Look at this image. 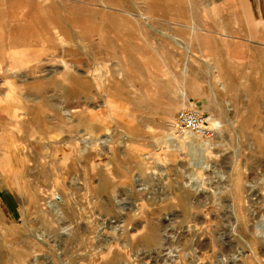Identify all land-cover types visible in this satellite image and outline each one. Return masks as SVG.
<instances>
[{"label": "rangeland", "instance_id": "374dc122", "mask_svg": "<svg viewBox=\"0 0 264 264\" xmlns=\"http://www.w3.org/2000/svg\"><path fill=\"white\" fill-rule=\"evenodd\" d=\"M128 3L113 19L111 0H0V264H234L237 245V264H264L241 224L248 187L264 205V18L204 55ZM184 107L211 131L180 147ZM232 205L243 238L227 247ZM196 235L216 243L193 253Z\"/></svg>", "mask_w": 264, "mask_h": 264}, {"label": "crops", "instance_id": "0c3cea01", "mask_svg": "<svg viewBox=\"0 0 264 264\" xmlns=\"http://www.w3.org/2000/svg\"><path fill=\"white\" fill-rule=\"evenodd\" d=\"M111 1L112 16L113 18H118L121 16V13L125 10L120 9V3L127 2V5H129L130 3L128 2H131L133 0ZM141 1L148 3V7H146L147 13H153L152 16L166 19V27L171 33L181 35L184 40L191 44V48H198L203 54L204 51H207L208 54H211L212 50H215L214 47L223 48L221 44H223L224 42L222 41V38L225 37V35L227 36L232 35L233 33L240 32L261 33L263 29L261 26L259 28L257 27L258 24H256L255 19L264 18V0ZM116 2H119V4H117ZM157 8H159V10ZM160 47L161 46L155 47V49ZM172 48L177 47L173 45ZM187 49H190L188 45ZM218 63L224 64L223 62ZM113 83L116 82L113 81ZM113 83L111 87L112 90L110 96L115 102L114 106L118 108L120 107V92L118 87ZM158 89L161 90V88H158L153 83V89L151 90L156 92ZM63 92L65 94V97H69V99H71L73 93L75 92V89L70 88V90L68 91L67 88L64 87Z\"/></svg>", "mask_w": 264, "mask_h": 264}, {"label": "bare ground", "instance_id": "6f19581e", "mask_svg": "<svg viewBox=\"0 0 264 264\" xmlns=\"http://www.w3.org/2000/svg\"><path fill=\"white\" fill-rule=\"evenodd\" d=\"M117 4H119V2H116ZM152 7V6H151ZM129 10V9H128ZM143 10V9H142ZM78 11V10H77ZM128 12V11H127ZM54 13V12H53ZM133 13V12H132ZM134 14V13H133ZM107 15L108 16H110L111 18L113 17L112 16V12H107ZM55 16V15H54ZM53 16V18H55ZM98 16H100V14H98ZM142 16V15H141ZM183 17V16H182ZM97 18V17H96ZM119 18V17H118ZM114 19V18H113ZM135 19V18H134ZM101 20V19H100ZM102 20H104V19H102ZM136 20V19H135ZM106 22V21H105ZM95 23V22H94ZM97 23V22H96ZM104 23V22H103ZM102 23V24H103ZM93 24V23H92ZM105 25V24H104ZM109 25V24H108ZM137 25V24H136ZM138 26V25H137ZM112 27H115V22H114V20H113V22H112ZM195 27V26H194ZM192 28V27H191ZM68 31V30H67ZM195 31V30H194ZM69 32V31H68ZM207 34V33H206ZM195 36V35H194ZM77 43H79V42H77ZM198 44V43H197ZM6 58V57H5ZM61 63H62V65H63V68L64 69H66L65 71H63V72H61L60 73V76H62L63 77V80L65 81V80H68V82L70 83V84H73V80H70V79H72L71 77H69V75L67 74L68 73V68L70 67V63L68 62V61H66V60H62L61 61ZM73 65V64H72ZM5 66H8V64L7 65H5ZM76 67V66H75ZM7 68H9V67H6V69ZM22 69V68H21ZM72 69V68H71ZM118 72H119V74L120 73H122L121 72V70L120 69H118ZM70 74V73H69ZM71 75V74H70ZM61 79V78H60ZM22 80V79H21ZM55 82L54 80H51V78L49 79V82ZM58 81H59V79H58ZM72 81V82H71ZM79 82V81H78ZM57 83V82H56ZM45 90V89H44ZM50 90V89H49ZM20 93V92H19ZM49 93V92H48ZM28 94V93H27ZM26 95V94H25ZM55 95V94H54ZM83 97V96H82ZM52 98V97H51ZM82 99V98H81ZM30 100V99H29ZM47 100V99H46ZM48 103V102H47ZM75 104V103H74ZM73 104V105H74ZM76 104H77V102H76ZM79 104V103H78ZM81 104V103H80ZM61 105V104H60ZM64 105V104H63ZM63 105H61V108H62V112L61 113H64L66 116H68V119H69V117H72V114H71V112H72V110H74L75 108H77V107H79L78 105H74L73 106V108L71 107H69V106H63ZM81 106V105H80ZM35 109V108H34ZM64 116V115H63ZM65 118V117H64ZM210 119H212L211 117H210ZM216 122V121H215ZM219 124V123H218ZM218 126V125H217ZM190 134V135H189ZM85 136V135H84ZM168 136L169 137H171L172 139H173V141H175L176 142V144L178 145V146H182L183 144H186V142L189 144V143H193V141L195 140V138H197V137H193L192 136V133H188L187 134V136L186 137H188V136H190V137H188V139H186V138H177V137H175L174 135H172V134H170V133H168ZM199 136V135H198ZM99 138V137H98ZM105 138V137H104ZM103 138V139H104ZM102 140V139H101ZM108 140V139H107ZM106 140V141H107ZM85 141H86V139H85ZM99 141V143H100V140H97V142ZM104 141H105V139H104ZM104 141H102V142H104ZM96 141H89V143L88 144H90V145H88L87 144V142L85 143V145H88V146H85L83 149H81V150H83V153H87V152H89V148H90V146H92L93 144H96L95 143ZM176 144H174V145H176ZM200 144H201V146L202 147H204L205 149L207 148V147H209L208 145H209V141H208V139H202V140H200ZM93 147V146H92ZM108 151V150H107ZM80 153H81V151H80ZM88 154V153H87ZM202 190V189H201ZM255 195V197H253ZM258 195H259V193L257 194V192H254V190L252 189V187H248L247 188V190H246V194H245V198H247L246 199V201H248V202H250L251 204H253V203H256V204H254V207H252V208H250V209H246L245 210V213H244V215H243V220H241V224H243L244 226H246V228H247V230L248 231H250L251 232V234H253V236L254 237H257V238H259L260 236L264 239V205H260V206H258L257 205V201H254L253 199H257L258 198ZM259 202V201H258ZM226 214V213H225ZM229 214H230V216H231V218H232V220H227V224L225 223V227H226V225H227V232H225L224 234H222V235H220V238L222 237L223 239L221 240V242L222 243H226V246L228 245V246H231V243L233 244L234 242L236 243V241L239 243V241L240 240H242V238L243 237H241L240 235H239V233H238V224L240 223V220H238V217H237V213H236V211H235V208H234V206L232 205V207H231V209H230V211H229ZM218 215V214H217ZM248 215H249V217H257V216H260V218H259V223L261 224V233H260V235H258V232H256V227H257V225H255L254 227H253V223H251V224H249V222H248ZM226 217H228V216H226ZM229 219V218H228ZM254 219V218H253ZM158 235V234H157ZM194 237V236H193ZM204 237V236H203ZM198 237L197 235H196V238H194L193 240H194V244H195V246L193 247V249H192V252L193 253H195V252H204L203 251V249H205V248H207L208 246H212L213 244H215L216 242V239H215V237L214 238H209V237ZM218 238V237H217ZM224 238H226V241H224ZM148 240H152V238H148ZM121 243V242H120ZM221 243V244H222ZM138 244V243H137ZM192 245V244H191ZM247 245V244H246ZM227 246V247H228ZM226 247V248H227ZM234 247H235V245H234ZM222 248V247H221ZM234 249V248H233ZM244 249H246V248H243L242 246L240 247V245H237L236 247H235V249H234V254H233V256H232V261H233V263L234 264H237V261L240 259V256H241V254L243 255V253H244ZM207 250V249H206ZM205 250V251H206ZM210 250H211V248H210ZM227 250H229L228 248H227ZM208 251V250H207ZM206 251V252H207ZM233 251V250H232ZM198 254V253H197ZM193 255V254H192ZM194 256V255H193ZM197 258H200V256H197V255H195ZM201 260V259H200ZM225 260V259H224ZM226 260H228V259H226ZM199 261V260H198ZM200 262V261H199ZM199 262H196L195 264H199ZM202 262V261H201ZM125 263V262H124ZM225 263V262H224ZM193 264V263H192Z\"/></svg>", "mask_w": 264, "mask_h": 264}, {"label": "built area", "instance_id": "2783aa9c", "mask_svg": "<svg viewBox=\"0 0 264 264\" xmlns=\"http://www.w3.org/2000/svg\"><path fill=\"white\" fill-rule=\"evenodd\" d=\"M206 116L203 112L193 108H181L176 112L174 128L175 131L183 133H195L198 135L210 134Z\"/></svg>", "mask_w": 264, "mask_h": 264}]
</instances>
